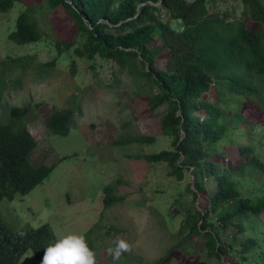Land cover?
<instances>
[{"label":"trees","instance_id":"trees-1","mask_svg":"<svg viewBox=\"0 0 264 264\" xmlns=\"http://www.w3.org/2000/svg\"><path fill=\"white\" fill-rule=\"evenodd\" d=\"M15 2L24 0H0V12ZM45 6L50 10L63 7L76 26L72 38L57 40L58 49L75 45L79 57L92 60L100 56L113 61L120 71L141 77L149 85L146 94L151 111L166 104L160 133L171 140L170 148L141 156L148 162L167 165L168 175L177 180L190 172L192 204L185 207L178 235L184 239L200 235L207 257L221 264H264V229L259 218L264 213V149H257L259 143L255 142L238 144L248 159L240 172H232L224 165L221 148L232 141V134L246 139L249 132L259 128L250 122L240 126L246 120L241 114L246 101L264 104V0H45ZM161 9L169 15L166 19ZM34 10L27 6L18 13L7 35L13 43L41 40L43 32ZM248 20L255 23V29L246 26ZM157 58L164 59L161 69L156 67ZM54 63L38 62L32 55L0 60V201L26 195L56 166H35L29 160L36 147L24 123L30 107L4 108L7 90L22 85L21 73L30 70L35 80H41ZM72 117L71 109H53L46 129L66 136ZM153 140L152 136L129 135L114 143ZM258 174L263 184L255 181ZM205 180L215 185L212 193ZM120 183L116 179L103 187L104 207L122 201L123 196L116 193ZM247 184L255 189H246ZM201 194L206 204L197 206L194 203ZM227 228L235 229L228 243L221 235ZM90 231L82 234L85 239ZM247 231L249 235L243 236ZM56 239L48 223L11 229L0 216V264H22L26 254L40 261L43 249ZM86 242L91 249L92 241L88 238ZM225 254H233L235 259L224 262Z\"/></svg>","mask_w":264,"mask_h":264},{"label":"rangeland","instance_id":"rangeland-1","mask_svg":"<svg viewBox=\"0 0 264 264\" xmlns=\"http://www.w3.org/2000/svg\"><path fill=\"white\" fill-rule=\"evenodd\" d=\"M27 6L35 7L33 15L43 36L36 43L18 45L7 35L18 13ZM160 11L163 19L169 16L164 9ZM246 26L256 28L251 20ZM75 27L63 7L50 10L45 0L15 2L12 8L0 12V60L32 55L38 62L55 61L44 79L35 80L30 70L21 73V87L8 89L4 96V108L30 107L24 123L36 142L29 155L31 164H56L48 177L26 195L0 201L5 225L22 229L48 223L58 238L68 233L84 234L89 229L86 239L92 241L96 264H149L160 257L159 264H221L207 257L200 235L184 239L177 233L185 207L192 204L190 172L177 180L168 175L167 165L148 162L141 156L170 148L171 140L160 133L166 104L151 111L146 94L149 85L141 77L120 71L113 61L100 56L92 60L79 57L75 45L58 49L57 40L72 38ZM156 67L163 68L164 59L157 58ZM53 109L73 112L66 136L53 135L46 129V119ZM241 111L246 118L241 128L247 122L259 128L249 132L246 139L232 134V141L222 145L224 165L232 172H240L248 159L242 156L238 144L255 142L259 143L257 149H264V128L260 127L264 125V104L249 100ZM129 135H147L154 140L144 144L114 143ZM116 179L121 180L116 193L123 199L106 208L102 189ZM255 181L263 184L262 176L256 175ZM205 183L212 193L215 185L209 180ZM252 185H245L246 189L254 190ZM194 204L204 206L205 196L199 195ZM259 218L260 228L264 229V213ZM234 232V228L223 229V241L230 242ZM242 235H249V231ZM116 239L127 241L131 250L114 262L107 250ZM179 239H183L181 244L174 246ZM234 259L233 254L222 256L224 262ZM39 262L29 254L21 261Z\"/></svg>","mask_w":264,"mask_h":264},{"label":"clouds","instance_id":"clouds-1","mask_svg":"<svg viewBox=\"0 0 264 264\" xmlns=\"http://www.w3.org/2000/svg\"><path fill=\"white\" fill-rule=\"evenodd\" d=\"M130 250L131 246L127 241L116 239L107 251L115 262ZM39 264H96V260L95 253L89 248L84 235L68 233L43 249Z\"/></svg>","mask_w":264,"mask_h":264},{"label":"built area","instance_id":"built-area-1","mask_svg":"<svg viewBox=\"0 0 264 264\" xmlns=\"http://www.w3.org/2000/svg\"><path fill=\"white\" fill-rule=\"evenodd\" d=\"M166 19V18H165Z\"/></svg>","mask_w":264,"mask_h":264}]
</instances>
